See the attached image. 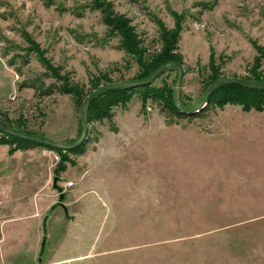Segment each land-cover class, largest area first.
<instances>
[{"label": "rangeland", "instance_id": "obj_1", "mask_svg": "<svg viewBox=\"0 0 264 264\" xmlns=\"http://www.w3.org/2000/svg\"><path fill=\"white\" fill-rule=\"evenodd\" d=\"M93 1L0 0V120L49 141L80 137L70 95L19 87L38 76L58 85L43 76L40 56L85 93L93 77L121 83L140 76L137 58L118 49ZM96 1L150 54L161 47L160 31L178 32L188 109L202 101L212 71L220 79H243L257 66L264 72V0ZM23 32L39 55L25 51ZM15 54L28 61L21 74L7 66ZM176 79L170 69L151 88L173 93ZM214 92L210 108L192 119L168 116L152 101L142 110L133 92L112 108L111 121L89 126L83 155L16 150L0 132V264H264V107L221 103L226 94Z\"/></svg>", "mask_w": 264, "mask_h": 264}, {"label": "trees", "instance_id": "obj_2", "mask_svg": "<svg viewBox=\"0 0 264 264\" xmlns=\"http://www.w3.org/2000/svg\"><path fill=\"white\" fill-rule=\"evenodd\" d=\"M45 6L49 7L53 5L51 2L44 1ZM94 8L98 11H100L101 19L104 23V25L115 32L116 35L119 37V47L118 49L123 51L127 56H131L132 58H137L138 65L142 68V73L140 76H137L133 78L132 80L135 81H142L150 77L157 69L162 67L163 65L167 63H177L180 66L183 65L181 61V56L177 52V45L179 42V34L176 31L173 30H163L160 31V43L161 47L159 51L155 53H148L147 49L143 46L142 42L136 39L135 36H133L132 29L130 27H127L126 23L123 24L120 23V17L114 13L112 9H107L104 7V4L99 3L98 1H93ZM204 10H211V7L208 5H205ZM78 16H81L80 14ZM22 38H24L25 42L28 44V49H25V51L30 53H36L38 54V46L36 43L32 40V38L28 35V33L23 32ZM82 39L80 40V42ZM2 43L10 44L7 39H2ZM131 46V47H130ZM11 50V47H7L2 52V57L8 56L9 52ZM22 58L23 64L20 67H16V59ZM40 64L45 69V73L43 76L53 79L55 82L58 83V85L51 84L46 85L44 81L40 78V76L35 78H30L22 81L19 85L21 89L23 88H29L32 89L35 94H39L40 96H50L54 92H57L61 95H70L74 101L75 107L80 110L82 103L86 99V97L90 94V91L88 93H85L83 87L79 86L76 83H72L66 75H62L61 71L62 69L59 67H53L48 61L44 59V57L40 56L39 60ZM28 63L27 59H24L22 56L15 54L11 56L7 61V66L13 67L15 72L17 74H21V68ZM256 68H259L257 66ZM255 70H252V72H249L248 76L244 77L243 79L248 82L253 83H264V72L259 71L257 72ZM220 79V76L212 71L211 75L207 78V85L205 88H209L211 85H213L215 82H217ZM105 81L107 84L112 83V80L107 78L106 75H100L99 77H93L90 80L91 89H96L99 87L100 82ZM223 92L226 94V96H222L221 103H237L241 102L242 104H248L249 107H257L262 108L264 107V90L261 89H254V88H247L239 84L234 83H228L220 86L217 88L214 92V94L218 92ZM133 92H137L140 95L141 103H142V110L145 109L146 103L148 101H152L155 103L162 104L164 110L167 112L168 116L176 117L177 119H192L199 117L203 112L208 110L210 108V105L212 104V99L209 100V104L207 105L206 109L202 110L200 113L196 115H184L178 112L176 109L174 102H173V93L171 92V89H169L166 85L161 86L158 89L151 88V85L139 87V88H133V89H127V90H106L97 96H95L88 104L87 106V124L88 127L91 126L94 122H102L103 120L111 121L113 117L112 108L119 105V104H125L128 102L132 96ZM212 95V97L214 96ZM211 97V98H212ZM249 98H251L249 100ZM183 108H186L182 105ZM188 109V108H186ZM0 123L5 124L6 126L15 129L17 131H20L25 134L33 135L35 134L26 131L21 127L20 124L14 125L11 121H9L7 118H4L0 120ZM3 133L5 137L8 139H13L18 144L16 145V150H29L33 147H45L51 151H55L59 157L63 158L64 154H72V155H83L84 149L86 146V143L88 141H85V143L77 148H74L72 150H68L66 152L51 148L47 146H43L40 144H36L30 141H27L25 139H20L16 137H12L7 135L6 133L0 131ZM38 137V136H37ZM42 136H40L41 138ZM89 140V139H88ZM6 144L3 142H0V144ZM66 159L63 160L65 162ZM65 169L64 166L58 167L57 172H61Z\"/></svg>", "mask_w": 264, "mask_h": 264}, {"label": "water", "instance_id": "obj_3", "mask_svg": "<svg viewBox=\"0 0 264 264\" xmlns=\"http://www.w3.org/2000/svg\"><path fill=\"white\" fill-rule=\"evenodd\" d=\"M170 69H175L177 71V79L174 85L173 89V102L178 110L179 113L184 114V115H196L200 113L202 110L205 109L208 103V99L210 95L220 86L228 83H234V84H239L247 88H254V89H261L264 90V83H253V82H248L240 78H222L215 82L213 85L209 87V89L206 91L204 94V97L202 101L194 106L193 108L186 109L183 108L181 105V87H182V81H183V69L182 66H180L177 63L171 62L163 65L160 67L158 70H156L148 79L142 80V81H127V82H121V83H110V84H104L99 86L98 88L94 89L91 91V93L86 97L84 102L81 105L80 108V121H81V127H82V132L78 140L72 142V143H63L59 141H49L40 137H36L33 135L25 134L20 131H17L15 129H12L5 124L0 123V131L6 133L9 136L20 138V139H25L27 141L40 144L43 146L51 147V148H56L60 149L64 152L68 150H72L74 148H77L85 143V141L88 140L89 136V127L87 124V106L89 102L98 94L106 91V90H127V89H133V88H139V87H144V86H149L151 85L155 80L158 79L163 73ZM56 181V180H55ZM54 181V182H55ZM54 186L56 184L54 183ZM64 198V194H60L58 203L63 207L65 214H66V209L64 208V205L62 203ZM53 209V208H52ZM45 222H43V230L45 232ZM45 240L46 238L43 237L42 243H41V248H40V254L43 253L44 251V245H45ZM40 261V259H39Z\"/></svg>", "mask_w": 264, "mask_h": 264}, {"label": "crops", "instance_id": "obj_4", "mask_svg": "<svg viewBox=\"0 0 264 264\" xmlns=\"http://www.w3.org/2000/svg\"><path fill=\"white\" fill-rule=\"evenodd\" d=\"M7 165H8V161H7V164H6V172H7ZM0 178H3V175L2 173H0ZM9 226V225H8ZM5 231V229H3V232ZM11 233V230L9 229V227H7L6 231H5V234L3 233V236H4V240L2 241V243L6 240L8 241V237H9V234ZM6 247H7V243H6Z\"/></svg>", "mask_w": 264, "mask_h": 264}, {"label": "built area", "instance_id": "obj_5", "mask_svg": "<svg viewBox=\"0 0 264 264\" xmlns=\"http://www.w3.org/2000/svg\"><path fill=\"white\" fill-rule=\"evenodd\" d=\"M1 230H2V224H1V222H0V235H1Z\"/></svg>", "mask_w": 264, "mask_h": 264}]
</instances>
